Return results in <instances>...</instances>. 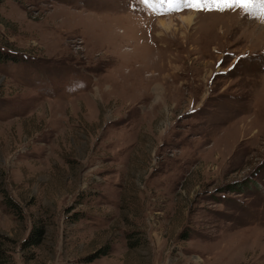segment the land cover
Instances as JSON below:
<instances>
[{"label":"rangeland","instance_id":"1","mask_svg":"<svg viewBox=\"0 0 264 264\" xmlns=\"http://www.w3.org/2000/svg\"><path fill=\"white\" fill-rule=\"evenodd\" d=\"M149 1L0 0L14 264H264V3Z\"/></svg>","mask_w":264,"mask_h":264},{"label":"snow or ice","instance_id":"2","mask_svg":"<svg viewBox=\"0 0 264 264\" xmlns=\"http://www.w3.org/2000/svg\"><path fill=\"white\" fill-rule=\"evenodd\" d=\"M142 2H147V0H142ZM169 3L181 4L190 8H201L205 4L213 5H231L232 3L249 4L254 2L264 3V0H167Z\"/></svg>","mask_w":264,"mask_h":264},{"label":"trees","instance_id":"3","mask_svg":"<svg viewBox=\"0 0 264 264\" xmlns=\"http://www.w3.org/2000/svg\"><path fill=\"white\" fill-rule=\"evenodd\" d=\"M31 234H34V236H32ZM31 234H30L27 241L30 244H36L39 241V237H38L39 230H37V228H33L31 231ZM102 253H104V252H102ZM0 264H14L9 257V254L7 252V248L5 247L4 239H2V238H0Z\"/></svg>","mask_w":264,"mask_h":264},{"label":"bare ground","instance_id":"4","mask_svg":"<svg viewBox=\"0 0 264 264\" xmlns=\"http://www.w3.org/2000/svg\"><path fill=\"white\" fill-rule=\"evenodd\" d=\"M155 4L157 3V2H155L154 0H152ZM165 1V0H164ZM159 3H162V5H163V7H164V10L165 11H167V9H166V6H165V3L164 2H162V1H158ZM172 8H175L174 7V5H173V3L171 4V6H170V10L172 9ZM169 10V11H170ZM187 11V10H186ZM189 11V10H188ZM187 18H191L190 16L191 15H194V13L192 12H185V14H184ZM195 16V15H194ZM159 20H161V19H159ZM189 22H191V20L189 21Z\"/></svg>","mask_w":264,"mask_h":264}]
</instances>
